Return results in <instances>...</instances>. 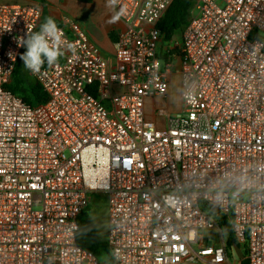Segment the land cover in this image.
Listing matches in <instances>:
<instances>
[{"label":"built area","instance_id":"2783aa9c","mask_svg":"<svg viewBox=\"0 0 264 264\" xmlns=\"http://www.w3.org/2000/svg\"><path fill=\"white\" fill-rule=\"evenodd\" d=\"M172 1L115 0L112 57L64 19L72 50L26 69L47 95L34 106L9 85L42 9L0 4V264H102L76 238L96 192L113 264H228L224 221L264 264V0H194L164 58ZM175 59L181 109L156 108L162 128L145 103L167 97Z\"/></svg>","mask_w":264,"mask_h":264},{"label":"crops","instance_id":"0c3cea01","mask_svg":"<svg viewBox=\"0 0 264 264\" xmlns=\"http://www.w3.org/2000/svg\"><path fill=\"white\" fill-rule=\"evenodd\" d=\"M114 2L115 0H0V4H35L40 6L42 9L41 24L48 17L53 18L57 25H62L66 18L75 20L86 31L91 42L97 45L106 57L113 56L115 51V41L118 38L119 32L124 28V22L115 12ZM111 33H113L112 37L114 39L110 36ZM175 44L172 46L170 44L166 45L162 42L160 45L161 55H167L168 47H174ZM175 64L176 70L169 75V79L173 76H178L180 80V63L178 59H175ZM155 99L163 100V98H150L147 99L146 102ZM156 108L158 107L153 108L152 114L148 115L146 113V117L163 128L164 120L162 117L155 114ZM214 234H216V231L208 232V235L212 238L215 237Z\"/></svg>","mask_w":264,"mask_h":264},{"label":"trees","instance_id":"16d2710c","mask_svg":"<svg viewBox=\"0 0 264 264\" xmlns=\"http://www.w3.org/2000/svg\"><path fill=\"white\" fill-rule=\"evenodd\" d=\"M91 1V0H86ZM194 0H173L164 17L158 22L157 29L162 36V42L169 45L172 41L176 31L183 30L187 23L188 11L191 8ZM113 36V33L110 34ZM112 39H114L112 37ZM117 40V39H116ZM26 51L24 47L21 54ZM167 55L162 57L166 58ZM21 57V55H20ZM28 71L23 65V61L19 58L16 66L15 74L9 89L19 95L29 105H39L47 101V95L41 85L35 81L27 79ZM228 240L227 247H233L237 243L243 250L244 258L240 264H248L246 254V245H240L234 238L231 228L227 222L224 221ZM77 243L82 248L93 252L101 261L107 259L109 264H113L109 250L107 249L104 238L98 233L95 222L90 214V206L86 207L78 217V231Z\"/></svg>","mask_w":264,"mask_h":264},{"label":"clouds","instance_id":"9594fccd","mask_svg":"<svg viewBox=\"0 0 264 264\" xmlns=\"http://www.w3.org/2000/svg\"><path fill=\"white\" fill-rule=\"evenodd\" d=\"M19 43L26 48L20 59L33 74H39L45 64L50 67L56 65L64 51H70L73 47L51 17L46 18L39 31L27 33L26 39L21 38Z\"/></svg>","mask_w":264,"mask_h":264},{"label":"rangeland","instance_id":"374dc122","mask_svg":"<svg viewBox=\"0 0 264 264\" xmlns=\"http://www.w3.org/2000/svg\"><path fill=\"white\" fill-rule=\"evenodd\" d=\"M182 40V30L176 31L170 45H174L177 42H181ZM27 79L29 81H34L33 78L27 74ZM171 84L169 86L167 97L162 99H155L146 102V113L152 114V110L154 107L164 108L165 111L177 112L181 109V97H180V89H181V79L179 80L178 76H173L170 78ZM90 200V214L93 218L96 229L98 233L105 238L107 228H108V207H107V199L105 194L103 193H91L89 195ZM213 242L219 243L220 240L216 238V234H214ZM224 239L227 240L228 234L223 233ZM243 252V250H242ZM241 259L238 257L236 251L231 255L228 264H240ZM102 264H109L108 260H102Z\"/></svg>","mask_w":264,"mask_h":264},{"label":"water","instance_id":"95a60500","mask_svg":"<svg viewBox=\"0 0 264 264\" xmlns=\"http://www.w3.org/2000/svg\"><path fill=\"white\" fill-rule=\"evenodd\" d=\"M233 247H234L238 257L242 260L244 258V253L242 252V249L240 248V246L237 243H234Z\"/></svg>","mask_w":264,"mask_h":264}]
</instances>
